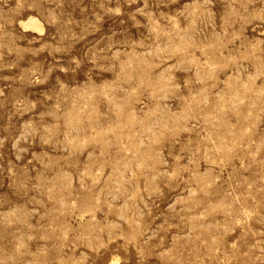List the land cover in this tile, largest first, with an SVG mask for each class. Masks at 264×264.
Instances as JSON below:
<instances>
[{"label":"rangeland","instance_id":"1","mask_svg":"<svg viewBox=\"0 0 264 264\" xmlns=\"http://www.w3.org/2000/svg\"><path fill=\"white\" fill-rule=\"evenodd\" d=\"M0 264H264V0H0Z\"/></svg>","mask_w":264,"mask_h":264},{"label":"bare ground","instance_id":"2","mask_svg":"<svg viewBox=\"0 0 264 264\" xmlns=\"http://www.w3.org/2000/svg\"><path fill=\"white\" fill-rule=\"evenodd\" d=\"M33 26H34V25H33ZM33 26H32V27H33Z\"/></svg>","mask_w":264,"mask_h":264}]
</instances>
